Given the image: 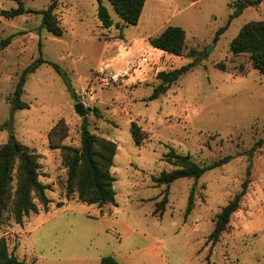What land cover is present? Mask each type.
I'll list each match as a JSON object with an SVG mask.
<instances>
[{
	"label": "rangeland",
	"instance_id": "1",
	"mask_svg": "<svg viewBox=\"0 0 264 264\" xmlns=\"http://www.w3.org/2000/svg\"><path fill=\"white\" fill-rule=\"evenodd\" d=\"M22 1L37 11L51 2ZM101 1L115 21L111 29L98 18L99 0H60L56 13L63 35L56 36L40 28L41 14L6 18L1 10L18 3L0 0V40L12 36L0 51V145L13 132L39 155V178L52 200L48 211L31 213L22 223L10 210L2 212L0 238L25 264H102L107 255L121 264H264V143L252 159L247 154L264 139V74L252 67L249 55L230 51L245 24L264 20V0L243 6L218 41L217 30L241 0H147L137 25H126L110 0ZM170 25L187 32L183 56L149 41ZM41 55L48 62L30 74L23 94L30 107L15 110L11 99L19 76ZM195 59L166 93L150 100L159 72ZM112 75L118 78L104 85ZM78 102L85 105L90 130L118 145L111 169L116 204L100 207L68 197V168L61 148L50 146L49 132L64 119L68 136L59 134L55 142L81 147ZM133 121L148 133L141 146ZM172 148L201 165L234 158L198 179L158 186L153 176L175 168L165 158ZM250 165L241 206L213 245L208 237L216 216L243 189ZM192 192L194 209L186 215ZM165 196V212L157 214ZM60 201L65 205L58 207Z\"/></svg>",
	"mask_w": 264,
	"mask_h": 264
},
{
	"label": "trees",
	"instance_id": "2",
	"mask_svg": "<svg viewBox=\"0 0 264 264\" xmlns=\"http://www.w3.org/2000/svg\"><path fill=\"white\" fill-rule=\"evenodd\" d=\"M18 3L17 7L1 10V14L8 19H13L28 13L42 15L40 28H45L50 33L61 36L63 27L56 10L60 0H51L49 6L43 10H33L26 8L24 1L14 0ZM115 11L123 19L126 25H137L142 16L147 0H110ZM263 0H241L238 3V10L232 14L227 24L217 30L215 41L229 28L232 20L240 13V9L247 5H258ZM98 18L105 29H111L115 21L107 6L99 0ZM151 45L164 52L183 56L186 49L187 32L181 26L170 25L164 31L149 38ZM12 36L0 40V51L9 46ZM230 51L233 55H249V60L254 69L264 74V20H253L243 26L238 35L230 44ZM48 61L41 55L29 64L20 74L11 99L15 110L29 108L30 104L23 99L26 82L31 73L35 72L40 66ZM196 65V59L181 67L161 71L158 73L160 83L155 87L150 100L159 98L166 93L171 85L179 80L182 75L190 71ZM218 68L225 70L223 62L217 64ZM55 67L61 73L58 65ZM241 71L247 70L241 65ZM65 76V74H64ZM65 78V77H64ZM68 88L74 99L78 94L72 87L69 80L65 78ZM96 115L101 116L98 109H94ZM132 133L138 146H141L148 138V133L136 121L132 122ZM61 135L64 139L68 136V130L64 119L59 120L49 132L50 146L53 149L61 148L63 160L68 168V197L77 196L78 200L88 204H97L103 207L106 204H116V177L111 169L114 166V159L117 154L118 145L115 141L97 136L90 130L89 121L86 117L81 125V147L75 148L70 145L56 143L54 138ZM264 139L259 140L248 151L250 159L256 150L262 146ZM166 161L175 168L164 170L158 176H153V180L158 186L170 185L180 178L202 177L207 171L222 166L230 162L234 157L228 155L208 165L197 163L189 154H180L174 148L165 154ZM39 155L29 146L17 139L11 132L7 142L0 145V214L10 210L18 223H22L25 216L31 213H39L41 209L48 211L51 199L47 195V185L40 181ZM251 165L247 170V178L243 183V189L225 205L221 212L217 214L215 228L208 237V242L215 245L219 242L221 235L228 229L232 214L241 206V201L246 194L250 183ZM194 194L189 196L186 215L191 214L194 209ZM167 196L158 203L156 213L163 215ZM60 201L58 207L64 206ZM102 264H121L113 255L102 257ZM0 264H25V262L10 250L7 239L0 238Z\"/></svg>",
	"mask_w": 264,
	"mask_h": 264
},
{
	"label": "water",
	"instance_id": "3",
	"mask_svg": "<svg viewBox=\"0 0 264 264\" xmlns=\"http://www.w3.org/2000/svg\"><path fill=\"white\" fill-rule=\"evenodd\" d=\"M75 108H76V111L78 112V114L85 119L86 118V116H85L86 111H85V105H84V103L78 102L75 105Z\"/></svg>",
	"mask_w": 264,
	"mask_h": 264
},
{
	"label": "built area",
	"instance_id": "4",
	"mask_svg": "<svg viewBox=\"0 0 264 264\" xmlns=\"http://www.w3.org/2000/svg\"><path fill=\"white\" fill-rule=\"evenodd\" d=\"M237 2H239L240 0H236ZM128 72L126 71L124 74H127ZM118 78V75H112L111 77L109 78H104L103 79V84L104 85H107V84H110V80L113 79V80H116ZM107 79V80H105Z\"/></svg>",
	"mask_w": 264,
	"mask_h": 264
},
{
	"label": "crops",
	"instance_id": "5",
	"mask_svg": "<svg viewBox=\"0 0 264 264\" xmlns=\"http://www.w3.org/2000/svg\"><path fill=\"white\" fill-rule=\"evenodd\" d=\"M144 11V10H143ZM141 19V18H140Z\"/></svg>",
	"mask_w": 264,
	"mask_h": 264
}]
</instances>
